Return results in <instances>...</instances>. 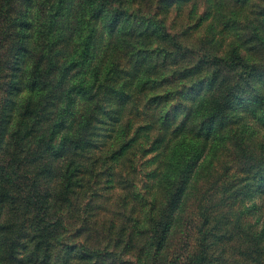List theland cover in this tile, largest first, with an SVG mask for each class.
Segmentation results:
<instances>
[{
  "label": "trees",
  "instance_id": "obj_1",
  "mask_svg": "<svg viewBox=\"0 0 264 264\" xmlns=\"http://www.w3.org/2000/svg\"><path fill=\"white\" fill-rule=\"evenodd\" d=\"M134 4L138 0H0L4 12L0 19L19 28V35L15 30L6 33L7 39H0V79L4 80L0 95V218L8 211L22 220L18 230L12 220L0 221V259L7 263L19 254L26 256L25 263L40 264L117 259L130 248L140 228L124 222L113 237L115 248L122 244L121 250L108 244L90 248L80 241L70 246L63 242L66 216L61 210L64 201H69L72 177L94 171L90 159L97 148V124L103 121L101 114L110 115L114 109L123 113L133 110L148 120L156 115L162 119L155 127L164 135L158 136L150 149L152 160L159 161L156 176L161 198L147 201L148 225L143 229L146 238L140 251L149 264H178L177 257L172 259L166 253L167 243L186 200L199 198L196 186L190 189V185L206 167L201 158L192 157L195 139L204 141L220 134L231 96L245 83L254 88L253 107L264 114V57L251 62L246 50L234 44L221 55L209 52L193 59L176 35L167 31L162 18L153 29H138L141 26L132 20ZM101 32L107 35L104 44L99 43ZM152 35L158 36L161 44L153 47L159 49V54L153 53L158 57L153 62L146 58L142 64L137 61L139 46L149 45ZM123 57L133 65L120 79L119 59ZM184 61L188 63L180 72L175 69L168 76H157ZM191 79L187 90H181ZM198 86L201 89L196 90ZM158 89L161 93L155 92ZM184 100L191 103L183 105L180 117L177 110ZM139 105L142 110L137 109ZM117 127L116 122L112 134H117ZM234 134L232 129L231 137ZM126 135L111 158L115 151L122 155L134 146V139H125ZM139 150L140 154L147 152L145 147ZM51 178L58 183L56 189L49 185ZM89 180L81 179L79 187ZM199 215L209 220L202 212ZM28 218L31 220L25 221ZM11 235L17 243H10L4 253L3 243L12 242ZM29 241L34 244L27 253ZM200 242L201 238L198 247L205 245ZM71 248L75 249L72 255ZM208 258L207 253L195 251L191 263L208 264Z\"/></svg>",
  "mask_w": 264,
  "mask_h": 264
},
{
  "label": "rangeland",
  "instance_id": "obj_2",
  "mask_svg": "<svg viewBox=\"0 0 264 264\" xmlns=\"http://www.w3.org/2000/svg\"><path fill=\"white\" fill-rule=\"evenodd\" d=\"M0 12L2 17L4 12ZM131 12L132 20L141 26L138 29H153L156 20L162 18L167 31L176 35L179 44L188 48L193 59L209 52L221 55L234 44L246 50L251 62H258L264 57V0H138ZM15 30L19 35L18 27L8 26L0 19V39ZM100 37L99 43L104 44L107 35L101 32ZM158 38L152 35L149 45L139 46L138 62L141 60L144 64L146 58L147 62H153L158 57L153 55L154 52L159 54V49L153 48L161 45ZM7 51L4 49L3 53L7 54ZM119 61L118 75L122 79L133 64H127L124 57ZM30 62L28 59L27 65ZM187 63L182 62L181 68L177 64L171 66L169 71L158 72L157 76H168L175 69L180 72ZM9 72L10 69L4 74ZM192 81L189 80L181 90L185 92ZM3 84L4 80L0 79V95L4 91ZM198 89L201 87L198 86ZM253 89L245 83L237 94L231 96L232 104L225 111L227 117L220 134L209 140L195 139L197 146L192 157L201 158L206 167L198 174V181L196 179L190 185V189L196 186L198 191L195 190V193L199 198L195 202L193 197L186 200L182 216L173 224L167 243L166 253L172 259L177 257L178 264H192L191 256L195 251L207 253L208 264H264V114L253 107ZM161 91L158 89L155 92ZM189 103V100L180 103L177 110L180 117L185 108L183 105ZM137 109L142 110V106L139 105ZM112 111L110 115L101 114L104 122L97 124V148L92 150L90 159L94 171L92 174L78 173L72 177L69 201H64L61 210L67 223L63 242L65 246H70L80 241L90 248L108 244L111 248L121 250L122 244L115 248L113 239L118 225L122 222L127 226L137 224L140 229L131 240L130 248L116 256L117 259L113 256L79 259L71 264H149L140 246L146 238L143 229L148 225L147 201L161 198L156 176L159 161L152 160L154 153L150 149L156 138L164 135L155 127L162 123V119L156 115L148 120L136 115L133 110L126 113ZM74 115L76 112L71 117ZM116 122L119 124L117 134H112ZM232 129L235 134L231 137ZM124 134H127L125 139H134L131 142L134 146L127 148L122 155L115 151V156L111 158L112 152L122 143ZM141 147H145L147 152L140 154ZM86 177L90 179L89 182L85 183V187H79L81 179L84 181ZM50 180L49 185L56 189V179ZM45 185L46 182L43 183ZM201 212L208 216V221H204L205 216L199 215ZM9 220L15 223V230L20 229L21 218H13L7 211L2 214L0 221ZM30 220L28 218L25 221ZM62 229L61 225L58 239ZM13 237L11 235L9 240L12 241ZM200 238V244L205 245L198 247ZM10 243L16 245L17 239L4 241V253ZM33 244V241L28 242L27 253L32 250ZM67 248H64L65 252ZM57 250L55 247L53 252L57 253ZM69 250L71 255L75 251L72 248ZM16 251L21 252L20 246ZM16 257L13 263L0 259V264H40L38 261L25 263L27 259L22 254ZM18 258L23 261L19 262Z\"/></svg>",
  "mask_w": 264,
  "mask_h": 264
}]
</instances>
